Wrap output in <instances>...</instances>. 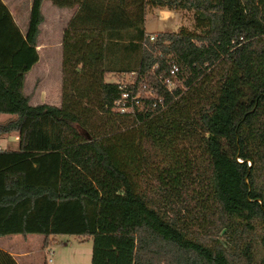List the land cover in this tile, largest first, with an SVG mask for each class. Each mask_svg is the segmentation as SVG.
Here are the masks:
<instances>
[{"label": "trees", "instance_id": "trees-1", "mask_svg": "<svg viewBox=\"0 0 264 264\" xmlns=\"http://www.w3.org/2000/svg\"><path fill=\"white\" fill-rule=\"evenodd\" d=\"M43 1L31 0L22 33L0 0V113L15 115L0 135L19 134L18 148H0V235H89L91 264H264V0H152L192 8L196 28L154 40L149 0H50L76 6L59 105L23 92ZM152 150L155 197L141 180ZM0 264L18 262L0 248Z\"/></svg>", "mask_w": 264, "mask_h": 264}, {"label": "rangeland", "instance_id": "rangeland-1", "mask_svg": "<svg viewBox=\"0 0 264 264\" xmlns=\"http://www.w3.org/2000/svg\"><path fill=\"white\" fill-rule=\"evenodd\" d=\"M4 1L7 2L10 10L15 11L17 14L22 13L25 16L27 12L26 21H28L31 0ZM41 9L44 21L40 24V33L37 39V44L39 46L38 50L41 52V59L31 73L26 75L24 92L28 94L29 99L33 102H48L59 105L61 102L62 86V29H64L68 21L67 15L74 9H62L53 4L50 0H44ZM194 17L195 12L192 8L179 6L172 8L170 5L156 4L152 0H149L146 4L144 27L145 31L149 34H156L159 31H176L182 27L194 30L196 29ZM121 54H123V52L117 49V51L108 58V64L111 66L122 64ZM134 54L136 53L130 54L131 59L129 58L130 55H125L127 57L124 59H130V61L133 62L135 60ZM57 63L58 68L56 67ZM131 75L132 73L124 72L118 74L117 72H112L107 78L127 82L133 78ZM170 85L173 86V83ZM137 94L152 95L153 93L139 89ZM31 104L33 103L31 102ZM139 106H141V103ZM13 116V114L1 113L0 122H4ZM14 135V132H10L0 136L1 144L5 147H12L9 141H11ZM6 140L8 144H6ZM188 148L193 153L198 152L197 149L191 146ZM161 164L162 157L159 150H152L151 153L147 154V161L144 166L146 172L144 175L142 174L144 178L141 180L143 182V180L146 179L144 186L148 184V189H152L151 194L153 197H155V191L153 185L151 183L149 184V182ZM1 238L2 237H0V239ZM7 239L9 244L16 242V244H13L11 247L17 249L25 248L31 253L28 257L20 258L22 264H91L93 242L92 236L89 235L84 236L71 233L53 234L52 240L48 245L42 244L43 235L41 233L28 234L26 237L20 233H12L6 237V240ZM51 251L52 253H50ZM49 258H51V260H49ZM254 258L255 260L264 258V246L259 241L254 244Z\"/></svg>", "mask_w": 264, "mask_h": 264}, {"label": "crops", "instance_id": "crops-1", "mask_svg": "<svg viewBox=\"0 0 264 264\" xmlns=\"http://www.w3.org/2000/svg\"><path fill=\"white\" fill-rule=\"evenodd\" d=\"M4 1V0H3ZM5 2V1H4ZM6 3V5L8 6V4H7V2H5ZM58 6V5H57ZM58 7H60V6H58ZM8 8H9V6H8ZM60 8H62V9H65V10H70V9H74L73 11H70L69 12V15H67V18H68V21H69V19H70V17L73 15V13H74V11L76 10V6H72V7H68V6H61ZM9 10H10V8H9ZM30 10V9H29ZM11 11V13H12V16H13V18H14V20H15V22L17 23V25L19 26V28H20V30H21V32L22 33H25L26 32V30H27V26H28V21H26V14H27V12L25 13V16L22 14V13H19V14H17L15 11H13V10H10ZM23 15V16H22ZM25 21V22H24ZM44 21V18H43V20H42V22ZM68 21H67V23H68ZM41 22V23H42ZM40 23V24H41ZM67 23H66V26H67ZM66 26L64 27V29L66 28ZM64 29H62L63 31H64ZM63 31H62V36H63ZM39 33H40V31H39ZM39 35V34H38ZM37 39H38V36H37ZM61 45H62V43H61ZM36 47H37V51H38V60L31 66V68L25 73V75H24V81H23V92H24V87L26 86L25 85V79H26V75H28L29 73H31V71L33 70V68L36 66V65H38L39 64V62H40V59H41V52L38 50V44L36 45ZM62 59V58H61ZM57 68H58V63H57V66H56ZM61 68H62V60H61ZM61 72H62V70H61ZM24 94H26V92H24ZM26 95H28V94H26ZM33 103V104H36V102H33L32 100H30L29 99V103ZM56 104V103H55ZM57 105V104H56ZM1 114V113H0ZM10 114V113H9ZM14 115V114H13ZM15 117V115L13 116V117H10V118H8V119H11V118H14ZM7 119V120H8ZM6 120V121H7ZM11 132H14L15 133V135H14V137L11 139V141H9V139L7 138V140L9 141V142H11V146L12 147H5L4 145H2L1 144V142H0V148H10V149H16V148H18V145H19V134H18V132H16V131H11ZM7 133H10V132H6V133H2L0 136H2L3 134H7ZM15 138V139H14ZM7 140H6V144H8L7 143ZM0 141H1V137H0ZM9 234H12V233H9ZM9 234H5V235H0V237H2L1 239H0V248H2V249H4V250H7V251H9L14 257H15V259L17 260V262H18V264H22L21 263V261H20V258H22V257H28L31 253L29 252V250H26L25 248H22V249H17V248H14V247H11L13 244H16V242H14V243H12V244H9L7 241H8V239L6 240V237L9 235ZM28 234H33V233H28ZM28 234H26V235H28ZM26 235H24V237H26ZM42 244H43V239H42ZM16 246V245H15Z\"/></svg>", "mask_w": 264, "mask_h": 264}, {"label": "built area", "instance_id": "built-area-1", "mask_svg": "<svg viewBox=\"0 0 264 264\" xmlns=\"http://www.w3.org/2000/svg\"><path fill=\"white\" fill-rule=\"evenodd\" d=\"M155 36L156 34H149V39L150 40H154L155 39ZM178 70V64L175 63V62H172L171 66H170V69H169V73L171 75H174L176 73V71ZM171 83H173L172 79L169 78L167 80V85L168 87H171ZM128 96H129V91L127 90H124L122 93H121V97L118 98L115 103L117 105V110H120V111H126L129 109V106L126 105V101L128 99ZM137 96V95H136ZM52 253V251L50 252ZM49 260H51V258H49Z\"/></svg>", "mask_w": 264, "mask_h": 264}]
</instances>
